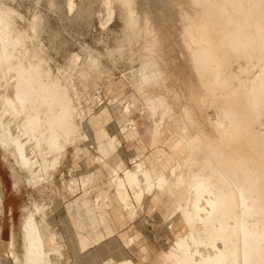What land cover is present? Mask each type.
<instances>
[{
	"label": "bare ground",
	"instance_id": "bare-ground-1",
	"mask_svg": "<svg viewBox=\"0 0 264 264\" xmlns=\"http://www.w3.org/2000/svg\"><path fill=\"white\" fill-rule=\"evenodd\" d=\"M39 1L28 7L27 17L20 1L0 0V148L17 166L11 170L14 186L18 170L32 186L52 182L69 145L73 156L95 160L65 183L72 192L79 185L67 206L77 216L73 228L70 219L65 222L73 252L66 264H139L137 255L143 264H264V0H164L178 9L176 37L188 74L169 53L173 33L150 8L139 9L137 0H100L101 26L117 6L124 27L115 52L106 53L110 61L115 65L124 49L141 43L139 66L122 74L138 93L131 102L108 95L113 80L99 86L111 70L103 53L89 45L71 51L65 67L54 59L50 49L58 33L49 32ZM65 7L68 14L79 10L77 0H65ZM103 96L108 102L101 111L88 105H101ZM135 106L145 108L155 126L149 154L138 146L128 165L119 134L139 138L135 118L124 122ZM209 107L214 114L204 113L207 127L201 116ZM112 115L122 122L119 134L106 127ZM165 119L178 127L168 136ZM78 140L84 148L75 145ZM104 170L113 193L100 183ZM164 193L173 203L163 218L178 215L186 231L176 233L166 249L137 244L146 238L142 232L128 233L122 249L116 225L134 224L138 199L157 206ZM56 224L47 219L45 205L33 200L21 216L20 247L13 229L8 239L1 237L6 255L13 264H59L65 233Z\"/></svg>",
	"mask_w": 264,
	"mask_h": 264
},
{
	"label": "rangeland",
	"instance_id": "rangeland-1",
	"mask_svg": "<svg viewBox=\"0 0 264 264\" xmlns=\"http://www.w3.org/2000/svg\"><path fill=\"white\" fill-rule=\"evenodd\" d=\"M18 1L22 3V12L27 17L30 16L31 11L28 10V7L32 9L36 4L35 0ZM54 2L55 5L51 7L49 5V0L39 1V8L44 10L47 14V19L50 26L49 32L58 33V37L56 38V40H54L53 43L56 48L54 50L50 49V52L53 55L54 59L60 65L65 67V65L68 63V55L71 51H81L82 45H89L94 51L103 53V62H105L106 66H108L111 70L110 75L103 77V79L99 82V86H102L108 81L113 80V84L108 92V95L111 96L115 94L121 98L127 99L125 100V102H131L132 96L135 94L137 95L138 93L131 86V84H129V82L124 79L122 74L123 72L129 73L130 69L128 66L130 65H133L134 69L139 66L135 53H137V47H140L141 43H139V45L137 46H133L131 49H124L122 56L125 57L119 58L115 65L106 56V53L109 49L115 52V45L120 42V39L118 42V38H120L124 34L121 10L119 9V7L116 6V13L113 19L109 21L105 27H102L99 22L101 21V19H105V12L100 14L98 13V11L101 9L100 0H77V9L79 10H75V12L71 14L67 13L65 0H55ZM137 6L139 9L147 6L148 8H150L152 16L157 21V23L159 22L163 26H166L167 28L169 27L168 29L173 33V37H171L172 42H170L174 46L169 51V53L176 58V61L178 63L177 68L181 69V71L185 74H188L189 69L186 65L185 60L180 55V50L183 47L180 40L176 37V31H179L180 27L177 7L169 5L167 2H164V0H137ZM42 37L43 40L48 43L49 39H47V35L45 36L44 34ZM99 38H101V40H99ZM129 54L130 56L132 54L133 59H131V61L127 63L125 58H127ZM116 56L118 57L117 53ZM142 90L147 93L151 91V87L144 86ZM103 97L104 98H102V100L104 102H102L101 105L96 103L94 104L92 101L88 102V105L95 108V110L101 111L102 109H104L105 104L108 102L107 97ZM141 105L142 102L139 101V106ZM137 106H135L137 109L131 107L128 110L129 113H127V116L124 118V122L126 124H129V116L131 118H135L139 130L138 139L130 141L122 138V134L118 132V130L121 129L120 125L122 124V122H119L114 115L109 118L106 126L109 132H118V134L120 133L119 138L122 144L121 152L123 158H126V160H128V165L131 164V156L135 155L138 146H142V148H145L143 150L145 151L146 155L149 154L148 151L151 150V147L149 146L150 131L155 126L153 116L148 115V113L144 111L145 108H139V110ZM139 111L144 112L141 113ZM211 111H213L211 107L203 111V116H201L203 118V121H205V118L207 117V114L204 113L209 112L210 114H214V112L211 113ZM175 114L177 116L179 115L178 109ZM205 123L207 127L210 126L206 121ZM164 126L166 128L165 136L170 135L172 132L178 129L174 119H165ZM145 138H147L148 140ZM75 145H78L82 148H84L85 146L84 142L80 140H78ZM74 151V145H69L67 155L61 160L58 169L54 173L52 182L42 181L43 184L41 183L35 187L26 181L24 176L25 172L21 170L17 171V178H19L20 180L19 184L18 186H14V175L11 170L15 164L13 163V159L11 157L5 158L3 156V151L0 148V264H13L11 259L6 255L4 251V247L1 243V237L3 239H8L11 229H13L17 238L18 245L20 247L21 216L24 212V207L32 205L33 200H37L38 202L41 201L45 205L47 219H49L51 222L57 223L56 226L58 230H64V239H59V243L61 244L60 246L63 250V257L60 259L59 264H66L69 262L67 261L66 257L70 256V254H72L73 252L72 244L68 239V236H71V233L68 232L70 227H67L65 222L70 219L69 221L71 223V227L73 228L72 215L76 217L77 214L75 208H72V210L70 211L67 206L68 202L71 199H74L73 196L78 193L77 187L79 185L76 184L77 186H74L72 192L71 190H67L65 183L70 178L78 176L80 174L79 172L92 167L94 165L93 162L95 161L93 160L91 155L90 158H86L82 154H80L79 156H73ZM92 151L93 150H90V154H93ZM90 159H92V161H90ZM61 168L63 169L61 170ZM107 179V172L104 170L103 175L100 178V183L105 185L104 182H106ZM84 180H87V177L84 178ZM48 182L52 184L48 186ZM105 187L109 189V193H113V189L106 185ZM92 192V195L90 196L91 198L95 195V192ZM64 194L65 197L63 198ZM114 201L116 202V200ZM172 203L173 197L168 193H164L161 196L157 206H154L150 199L149 201L144 199L143 206L141 201H139L138 199L136 201V205L138 206V208L135 213L136 217L134 219V224L132 223L131 225V222L127 221L125 224H123V226L120 225L119 227L116 225L120 237L124 238V240L122 239L123 243L120 245V247H122V249L125 247V239L127 238L128 233L142 232V234L147 239H142L141 237V239H137V244L142 241H148L152 243V245H154V247L157 249L168 248L176 233H184L186 231V227L183 225L178 215H174L172 220H170V218H163L171 207ZM113 218L115 220L114 216ZM123 218H125V216ZM169 222L170 224H168ZM134 259L137 260L139 264L144 263V261L138 255L135 256Z\"/></svg>",
	"mask_w": 264,
	"mask_h": 264
},
{
	"label": "crops",
	"instance_id": "crops-1",
	"mask_svg": "<svg viewBox=\"0 0 264 264\" xmlns=\"http://www.w3.org/2000/svg\"><path fill=\"white\" fill-rule=\"evenodd\" d=\"M10 236V235H9Z\"/></svg>",
	"mask_w": 264,
	"mask_h": 264
}]
</instances>
